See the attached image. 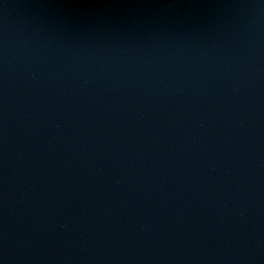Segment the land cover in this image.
Masks as SVG:
<instances>
[{
  "label": "water",
  "instance_id": "water-1",
  "mask_svg": "<svg viewBox=\"0 0 264 264\" xmlns=\"http://www.w3.org/2000/svg\"><path fill=\"white\" fill-rule=\"evenodd\" d=\"M0 264H264V0H0Z\"/></svg>",
  "mask_w": 264,
  "mask_h": 264
}]
</instances>
